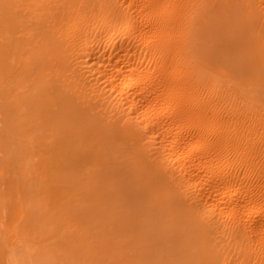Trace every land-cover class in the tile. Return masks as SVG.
<instances>
[{
    "label": "bare ground",
    "instance_id": "bare-ground-1",
    "mask_svg": "<svg viewBox=\"0 0 264 264\" xmlns=\"http://www.w3.org/2000/svg\"><path fill=\"white\" fill-rule=\"evenodd\" d=\"M64 245L264 264V0H0V264Z\"/></svg>",
    "mask_w": 264,
    "mask_h": 264
},
{
    "label": "rangeland",
    "instance_id": "rangeland-1",
    "mask_svg": "<svg viewBox=\"0 0 264 264\" xmlns=\"http://www.w3.org/2000/svg\"><path fill=\"white\" fill-rule=\"evenodd\" d=\"M53 204V206H54V209H53V212H55V211H57V207L59 206L55 201H54V199H53V202H52ZM57 206V207H56ZM88 215L89 214H87L86 215V213H80V214H78L77 216H75L73 219L75 220V221H81L80 219H83V220H87L86 218L88 217ZM89 220H91L92 222H94L95 223V221L96 222H98L97 221V219L94 217V215H93V218L92 219H89ZM98 230V228H96V227H93V230L91 231V232H95V231H97ZM90 243H92V244H95L96 246H98V248H99V246L101 245V238H100V236H98V234H96V237H92V241L90 242ZM62 247H64V249L62 248ZM57 248V250H56V252H58L56 255H55V258L52 260V263H54V261H57L58 260V256L60 257H64V258H60L59 259V263L60 264H64V261L65 260H67V262L70 260V259H74V258H76V255L77 254H73V253H75L74 252V250H72V248L69 246L68 248H67V245L65 246H60V248L59 247H56ZM67 248V249H66ZM83 248V249H82ZM110 248H113V246H110ZM80 249H82V251L83 252H87L88 250V248H86V247H80ZM63 250V251H62ZM66 250H68V251H66ZM97 251H99V249L97 250ZM61 252H63V253H61ZM68 252V253H67ZM65 253L67 254L66 256H65ZM70 253V254H69ZM67 256H69V257H67ZM72 256H75L74 258L72 257ZM81 257V256H80ZM66 258V259H65ZM69 258V259H68ZM56 259V260H55ZM61 259H63V260H61ZM71 262L73 261V260H70ZM69 261V262H70ZM66 262V261H65ZM66 262V263H67ZM68 262V263H69ZM51 263V261H50V263L49 264H52ZM67 263V264H68ZM35 264V263H34ZM48 264V263H47ZM54 264H57L56 262L54 263Z\"/></svg>",
    "mask_w": 264,
    "mask_h": 264
}]
</instances>
